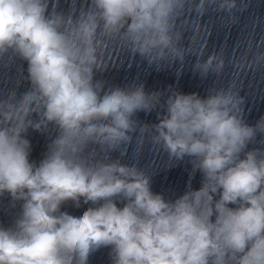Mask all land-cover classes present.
I'll return each mask as SVG.
<instances>
[{
	"label": "clouds",
	"instance_id": "clouds-1",
	"mask_svg": "<svg viewBox=\"0 0 264 264\" xmlns=\"http://www.w3.org/2000/svg\"><path fill=\"white\" fill-rule=\"evenodd\" d=\"M247 7L0 0V81L11 85L0 86V198L20 207L10 226L0 225V264H88L101 248L111 264H264V117L246 122L231 83L201 97L97 78L126 56L156 70L178 65L179 76L191 51L185 32L210 10L235 19ZM195 56L201 78L223 72L220 54ZM157 109V123L135 118ZM29 129L50 136L38 164L29 159ZM145 138L171 167L189 158L201 186L189 180L174 199L153 192L152 175L125 162ZM69 201L87 207L74 216L62 211Z\"/></svg>",
	"mask_w": 264,
	"mask_h": 264
}]
</instances>
